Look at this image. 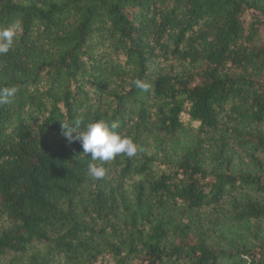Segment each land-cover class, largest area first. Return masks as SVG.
Returning a JSON list of instances; mask_svg holds the SVG:
<instances>
[{
	"label": "trees",
	"instance_id": "trees-1",
	"mask_svg": "<svg viewBox=\"0 0 264 264\" xmlns=\"http://www.w3.org/2000/svg\"><path fill=\"white\" fill-rule=\"evenodd\" d=\"M17 20L0 264H264V0H0ZM100 119L137 153L62 134Z\"/></svg>",
	"mask_w": 264,
	"mask_h": 264
},
{
	"label": "clouds",
	"instance_id": "clouds-1",
	"mask_svg": "<svg viewBox=\"0 0 264 264\" xmlns=\"http://www.w3.org/2000/svg\"><path fill=\"white\" fill-rule=\"evenodd\" d=\"M19 20L9 26L0 29V54H6L14 46L15 40L21 30ZM138 86L139 82H138ZM15 87L0 88V105L9 104L16 96ZM118 125L104 119L89 122L83 130L79 127V122L68 124L62 122V134L71 142L81 143L83 153L91 154L93 161L99 160L107 162L114 159L119 154H126L128 157L134 156L138 151V146L131 137L123 132H118ZM88 174L94 179L103 178L106 169L90 164Z\"/></svg>",
	"mask_w": 264,
	"mask_h": 264
}]
</instances>
